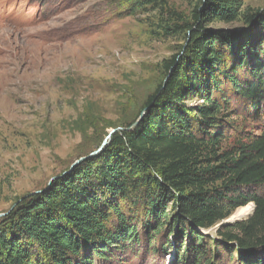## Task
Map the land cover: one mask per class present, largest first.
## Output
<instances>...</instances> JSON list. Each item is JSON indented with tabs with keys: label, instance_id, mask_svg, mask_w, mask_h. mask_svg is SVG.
<instances>
[{
	"label": "trees",
	"instance_id": "obj_1",
	"mask_svg": "<svg viewBox=\"0 0 264 264\" xmlns=\"http://www.w3.org/2000/svg\"><path fill=\"white\" fill-rule=\"evenodd\" d=\"M141 1L163 8V36L189 38L183 54L166 63L135 128L0 219V264H133L169 254L175 264H264V125L253 134L233 119L264 124V11L194 0L185 19L165 1ZM192 98L201 105L188 108ZM249 204L247 220L206 235Z\"/></svg>",
	"mask_w": 264,
	"mask_h": 264
},
{
	"label": "rangeland",
	"instance_id": "obj_2",
	"mask_svg": "<svg viewBox=\"0 0 264 264\" xmlns=\"http://www.w3.org/2000/svg\"><path fill=\"white\" fill-rule=\"evenodd\" d=\"M133 1L0 0V215L100 148L111 130L129 128L163 82L166 63L187 40L161 34L163 8ZM162 1L185 19L195 6ZM243 3L264 11V0ZM233 119L253 134L264 125ZM244 208L249 213L230 220L237 210L228 224L252 215V204ZM218 228L205 233L214 237ZM142 258L133 264H175L170 254Z\"/></svg>",
	"mask_w": 264,
	"mask_h": 264
},
{
	"label": "water",
	"instance_id": "obj_3",
	"mask_svg": "<svg viewBox=\"0 0 264 264\" xmlns=\"http://www.w3.org/2000/svg\"><path fill=\"white\" fill-rule=\"evenodd\" d=\"M188 41H189V38L187 39L186 43H187ZM186 43H185V45H184V48H185V46H186ZM184 48H183V50H182L180 56L183 54V52H184ZM146 110H147V108L144 109V110L141 112L139 119H138L137 121H135L131 127L126 128V129L117 128V129H113V130H111V131L109 132V134L107 135V137L105 138V140H104V142H103V144L101 145L100 148H98L96 151H94V152L88 154L87 156H84V157H81V158L75 160V161L72 163V165L70 166V168H69L68 171L63 172V173H62L61 175H59V176H56V177L51 178V179L49 180V182H48L46 188H49V186H50L54 181H56V180L62 178L63 176L68 175V174H69V173H70V172H71L76 166L80 165L82 162H84V161H86V160H88V159H90V158H94L95 156H97V155L102 151V149H103L105 146H107V144L110 143L112 136H113L116 132H118V131H130L131 129L135 128V127H136V126H137V125L143 120V117H144V114H145ZM43 191H44V189L41 190V191L36 192L35 194H40V193H42ZM6 215H7V214H2V215H0V218H1V217H5ZM228 223H229L228 220H226L225 222L219 224V225L217 226V228H218L219 226H221V225H226V224H228Z\"/></svg>",
	"mask_w": 264,
	"mask_h": 264
},
{
	"label": "bare ground",
	"instance_id": "obj_4",
	"mask_svg": "<svg viewBox=\"0 0 264 264\" xmlns=\"http://www.w3.org/2000/svg\"><path fill=\"white\" fill-rule=\"evenodd\" d=\"M246 211H247L246 208L239 209L238 212L233 217L230 218V220H232L234 217L239 218L243 214L247 215L249 212Z\"/></svg>",
	"mask_w": 264,
	"mask_h": 264
}]
</instances>
